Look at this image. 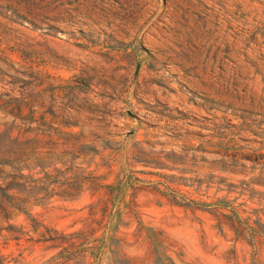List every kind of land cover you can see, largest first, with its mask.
Here are the masks:
<instances>
[{"label": "rangeland", "instance_id": "374dc122", "mask_svg": "<svg viewBox=\"0 0 264 264\" xmlns=\"http://www.w3.org/2000/svg\"><path fill=\"white\" fill-rule=\"evenodd\" d=\"M33 79L39 148L73 155L46 194L2 165L0 264H264V237L169 196L264 220V164L216 152L264 161V0H0V99ZM1 103L0 157L23 150Z\"/></svg>", "mask_w": 264, "mask_h": 264}, {"label": "trees", "instance_id": "16d2710c", "mask_svg": "<svg viewBox=\"0 0 264 264\" xmlns=\"http://www.w3.org/2000/svg\"><path fill=\"white\" fill-rule=\"evenodd\" d=\"M23 66V65H22ZM31 68V64L27 65V68ZM23 71V70H19ZM37 79V78H35ZM39 81L29 80L27 81V86L22 88H12L8 89V92L3 93L5 99L1 100V106L3 109H7L9 114H12V118L9 120V127L7 129V137L13 139L14 141H23V150L17 151L16 149L11 150L2 157H0V169L4 164H10L13 168L18 170V174L16 177L23 178V191L28 187V185H32L33 187H37L40 191L46 194L47 189L50 184L58 182L57 176L50 172V170H46L45 167H53V170H57L58 168L53 166V162L43 163L45 158L48 156H57L59 153L67 154L70 153L73 155L71 150L73 144L68 145L69 148H63L61 150H56L57 148V137L53 134H46L49 147L45 150H41L39 148V142L41 140V134L38 130L31 132L33 129H38L41 124H44L45 121L41 122L39 120L38 106H41L40 101L38 100L37 94L31 93L28 90V87L37 86ZM54 104H51L50 107H53ZM15 128L17 130V134L15 136H11L10 131ZM2 132H0L1 134ZM5 133V132H4ZM20 137H22L20 139ZM33 142L31 145L29 142ZM220 159H228L231 161H240L243 159H247L250 161H255L259 164V167H263L264 161H260V158L263 157V154H255L253 157L247 155L245 152H230L227 150H217ZM75 155L74 157H77ZM244 165L243 162H240ZM23 169V172L20 170ZM26 170V172H24ZM42 173V174H40ZM37 174V175H35ZM0 178L4 180L5 176L0 174ZM221 180H224L221 178ZM4 182V181H3ZM60 182V181H59ZM64 183V181H61ZM10 188H14L10 185L9 182H4V184L0 183V199L12 197L14 199H21L20 195H16L14 193H9L8 190ZM68 190H73L75 187L67 185ZM230 189H228V192ZM49 192V191H48ZM242 193V192H240ZM169 196L181 203L191 204L192 206L200 209L211 210L214 213H219L224 215L229 219L233 230L235 233L248 237L250 240H256L259 236L264 237V220H260L258 214L256 217H253V211L247 210L245 201L236 202L237 196L228 198L227 196H215L210 200L207 199H194L192 197L187 196L186 194L177 195L176 193H171ZM179 196V197H178ZM45 197H39L35 200H42ZM34 201V202H37ZM29 199L27 197H23V212L29 214L28 206ZM257 213V212H255ZM160 243H165L164 239H159ZM162 257H164V264H175L172 257L163 253ZM160 258L159 255L155 254L153 263H156L157 259Z\"/></svg>", "mask_w": 264, "mask_h": 264}]
</instances>
